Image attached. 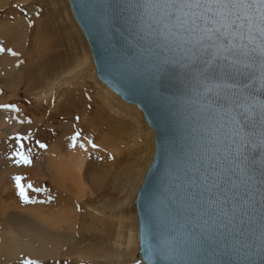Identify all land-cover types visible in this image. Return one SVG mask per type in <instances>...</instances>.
I'll return each mask as SVG.
<instances>
[{
  "label": "snow or ice",
  "instance_id": "snow-or-ice-1",
  "mask_svg": "<svg viewBox=\"0 0 264 264\" xmlns=\"http://www.w3.org/2000/svg\"><path fill=\"white\" fill-rule=\"evenodd\" d=\"M125 7L161 10L147 29L142 13L134 17L151 37L152 70L175 74L189 100L206 101L212 153L193 168L178 213L182 236L166 254L173 264H199L193 257L211 244L240 264L252 248L264 254V158L257 176L246 151L250 143L264 149V0H128ZM241 14L246 30L232 19ZM16 187L31 203L20 177Z\"/></svg>",
  "mask_w": 264,
  "mask_h": 264
},
{
  "label": "rangeland",
  "instance_id": "rangeland-1",
  "mask_svg": "<svg viewBox=\"0 0 264 264\" xmlns=\"http://www.w3.org/2000/svg\"><path fill=\"white\" fill-rule=\"evenodd\" d=\"M45 2L46 0H27L23 2V4H16L17 2L14 0H7L0 9V24L8 20L14 22L16 16L28 18L29 16L38 17L41 13L45 12L50 13ZM82 44H84L83 41ZM81 49L82 47L80 46L78 50L76 48L67 49L64 45L60 46L58 52H63L60 61L68 59L70 69L66 68L60 71V67H57V75L56 73H51L50 76L48 75L49 78L47 77V80L49 81L42 79L43 73L41 72L40 74L39 70L37 71L34 69L33 73L35 72L37 76L40 74L38 76L40 78L39 81H42V85L40 86H31V84L24 81L22 78L24 71L19 67L11 66L12 68L0 70V155L2 150L6 149V159L9 158L18 165L24 164L20 160L21 156L28 157L31 161V163L28 164L31 170L28 172L34 176L30 178L35 180H31V185L33 186L31 189L36 196L38 195L35 198H30L32 202L25 203L23 209H19V206L16 205L13 200L9 202V200L12 199L10 196L12 195V193H10V188H12V186L9 182L7 183L6 179H3L4 175H1V173L6 171L5 173L8 176L12 174V171L8 169V165L6 164L7 161L0 159V194L5 193L4 195H0V264H26V262L29 261L35 262V264H127L129 260L132 261L131 264H138L137 241L135 248L133 247L130 249L123 258H114L110 262H106V260L99 257L85 259L83 261L74 258L76 253L86 254L87 252H85L84 249L88 248L87 240L75 246V235H82L85 239H89L91 232H98L97 227L99 224L93 228L92 220L94 217L89 214V212L95 213L92 208L95 206V208L99 210L101 200L96 204L91 201V199H95L98 196L100 198L102 192L105 191L106 185L111 192L109 196L118 194L115 181H118L116 176L120 172L122 161L113 162L112 160L109 163V172L106 174L109 176V178H107L109 183H103V185L99 186L101 189L98 191V188L96 190L93 188V180L87 175L92 169L89 163L91 164L93 160L92 164L95 165V162H97L94 160L95 154H93L94 148L92 145H96L98 134H94L92 125H99L104 128L103 130L106 128L108 130L107 124L110 123L114 129H118V131L121 132L122 136L124 135V139L127 140V147H133L132 150H125V152L127 151L131 154L138 153L140 141L142 144L145 142L143 136L144 132L138 129L136 119H129V112L122 109L120 105V108L125 112L117 111V109L111 111L100 101L97 94L101 91L97 90L99 80L97 79L96 73L94 74L92 71L93 61L90 62L89 60L86 62L82 56L83 51ZM77 55L83 60V67L81 68L75 67ZM17 70L21 72L22 76ZM4 71H6V74ZM4 75H6L5 80H3ZM7 75H9L8 77L11 75V78H8ZM6 79H10V81H6ZM54 85H56V87ZM50 90L51 92H48ZM37 95L44 96V98H42L43 100H38L36 98ZM103 130L99 131L103 132ZM78 137L91 142L90 146L85 151V156L87 157L85 158L86 160L81 178L82 184H78L79 189L77 192L73 193L71 198L70 194L68 195L66 192L63 193V191H61L62 194H60V190L54 188L56 187L54 184L60 181L52 182L51 175H45V177L40 178L38 176L40 173H38V175L36 174V166L43 165V168L48 171L50 169V165L47 163L48 158H52V162L54 160L55 162L59 161L60 164H63L65 161L64 158L66 157L65 154H70L69 151L75 148L74 146L77 142L75 139H78ZM135 137H138L139 144L134 143ZM119 139H121V137ZM41 144L45 145V147L41 148ZM52 149L54 150L52 151ZM56 149L59 150L57 151ZM49 153L50 156H48ZM38 160L40 161L39 164H37L39 162ZM60 161H62V163ZM124 169H126V167ZM27 182L29 183V181ZM118 186H120V181ZM35 189H39L40 191L36 192ZM13 191L15 192L14 188ZM136 195L127 201L129 209L133 208V210H135ZM119 196L123 197L125 193H121ZM4 199L5 201L2 202L1 200ZM38 200L43 206H46V208H39L41 206L36 204ZM70 204L75 215L71 222H67L68 219H66V217L69 216ZM74 205H76L75 209ZM105 214L109 213L105 211ZM98 218L100 221L106 222L100 215ZM83 221H86L85 226L87 227V231L81 226ZM37 223L39 225H45L47 230H40V226H38ZM63 228L68 230L65 231ZM13 231L22 235L25 244L33 242L34 252L32 254H27L25 250H20L17 251L14 256H3L1 252L2 241L7 234H13ZM45 235L47 238L46 241L39 242L36 240L40 237H45ZM21 249H23V247H21ZM94 249L96 250V248ZM67 253L68 256L66 255Z\"/></svg>",
  "mask_w": 264,
  "mask_h": 264
},
{
  "label": "water",
  "instance_id": "water-1",
  "mask_svg": "<svg viewBox=\"0 0 264 264\" xmlns=\"http://www.w3.org/2000/svg\"><path fill=\"white\" fill-rule=\"evenodd\" d=\"M67 1L88 45L97 79L122 101L139 109L154 132V154L135 199L137 255L144 264H173L166 253L182 236V216L178 213L193 168L212 153L208 114L203 110L206 101L189 100L175 74L152 70L151 37L141 32V21L134 17L142 13L147 29L161 10L141 7L136 13L125 7L128 0ZM247 2L253 4L254 0ZM255 12L253 7L248 14ZM232 19L235 27L243 24L246 30L245 14ZM246 151L249 167L259 176L264 149L250 143ZM193 259L199 264H240L236 255L216 244ZM243 259L244 264H264V254L256 248Z\"/></svg>",
  "mask_w": 264,
  "mask_h": 264
},
{
  "label": "bare ground",
  "instance_id": "bare-ground-1",
  "mask_svg": "<svg viewBox=\"0 0 264 264\" xmlns=\"http://www.w3.org/2000/svg\"><path fill=\"white\" fill-rule=\"evenodd\" d=\"M6 1L7 0H0V9L3 7V4ZM14 1L17 2L16 4H23V2H26L27 0ZM45 4L46 7H48V9L50 10V13L45 12L41 13L38 17L29 16L28 18H20L16 16L14 22L8 20L0 24V47L4 49L3 52H0V70H5V68L8 69L12 67H19L21 70L24 71L22 76L21 72L17 70V72H20V75L22 76L23 80L31 84V86L34 85L35 87L42 85V81L40 82V78L38 77L41 72L43 73L42 79L47 80L48 75L50 76L51 73H56L57 67H60V71L66 68L70 69V65H68V59L60 61L63 52L59 53L58 49L62 45H64L67 49L76 48L78 50L79 46L82 47L81 50L83 51V54H81L84 57V60L86 62L89 60L90 62H92L91 53L89 51L88 45L81 30L79 29L77 23L73 18L68 1L46 0ZM82 41L84 44H82ZM13 53H15V55H13ZM81 59L79 58V55L76 56L75 67H83V60ZM92 66V71L95 74L96 72L93 63ZM34 69L40 71V74L38 76L37 74H35V72L33 73ZM6 71H4L5 74ZM5 76L6 75L3 76V80H5ZM8 76L9 75H7V77ZM8 78H11V75ZM7 80L10 81V79H6V81ZM54 86L56 87V85ZM97 90L101 91L97 95L106 108L111 111H115V109H117V111L129 112V119H136L138 123L137 127L138 129L144 132L143 136L145 139V142H143V144L140 141V145L138 146V153L131 154L127 151L125 152V150H132L133 147H127V140L124 139V135L122 136L121 132H119L118 129H114L110 123L107 124L108 130L106 127V129L103 130L104 128L100 127L99 125H92L94 129V134H98L96 148H94L93 152V154H95L94 160H96L97 162H95V165L92 164L93 160L91 164L89 163L90 167L92 166V169L91 172H89L90 174L88 173L87 175L90 179L93 180V188L95 190L98 188V191L99 189H101V187L99 188V186L103 185V183L106 184V182H108L107 178H109V176L106 174L107 172H109V163L112 160L113 162L122 161L120 172L116 176V179L118 181H115V184L117 186L116 190L118 194L114 196H109L111 192L109 191L106 185L105 191L102 192L100 198L98 196L95 199H91V201L95 202L96 204L99 203V201L101 200L100 209L98 210L97 208H95V206L92 207L95 213L89 212V214L93 215L94 217L92 220L93 228L97 226V224H99V226L97 227L98 232H91L89 239H85L84 237H82V235H75L76 240L74 241V245L78 246L83 241L87 240L88 248L84 249V251L87 252L86 254L76 253L74 258L76 260L83 261L85 259L99 257L101 259L106 260V262H110L114 258H123L126 253L129 252L130 249H132L133 247L135 248L136 241L138 245V221L136 216V210H133V208L129 209L127 201L136 195V192H138L143 182L144 175L148 166L151 163L154 154L155 136L154 132L146 125V123H144L145 121H143L144 119L139 109H137L135 106H130L129 104L122 101L116 94H114L110 89L105 87L100 81ZM48 92H51V90ZM36 98L40 100L44 98V96L37 95ZM119 105L125 111L122 110ZM98 128L99 130H103V132H100ZM117 137H121V139ZM75 140H77L74 146L75 148L73 150L70 149V154H65L66 157L64 158L65 161L63 164H60L59 161L55 162L54 160L52 162V158H48L47 163H49L48 165H50V169L48 171L43 168V165L36 166L37 168L35 167L36 174L38 175V173H40L38 175L40 178L45 177V175H51L52 182L60 181L54 184L56 185V187L54 188L60 190V194H62L61 191H63V193H68V195L70 194L71 198L73 196V193L77 192V190L79 189L78 184H82L81 178L86 160L85 158L87 157L85 156V151L88 149L91 142L86 139L83 140V138L79 137ZM134 143L139 144L138 137L134 138ZM53 150L54 149H52V151ZM48 156H50V153ZM60 162L62 163V161ZM39 163L40 161L37 164ZM125 167L126 169H124ZM119 181L120 186H118ZM121 193H125V196H119V194ZM75 207L76 205H74V209ZM105 211H107L109 214H105ZM74 215L75 212L70 204L69 216L66 217V219H68L67 222H71ZM99 215L102 219L106 221L105 223L100 221V219L98 218ZM85 222L86 221H83L81 223V226L87 231ZM38 226H40V230H47V227L43 224H38ZM63 229L65 231L68 230L66 228ZM12 233L13 234H7L2 241L1 252L3 253V256H14V254L20 250H25L27 254H32L34 252L32 245L33 242H28L25 244L23 242L22 235H20L19 233L18 235L15 231H13ZM46 239L47 238L45 235V237H40L36 240H38L39 242H43L46 241ZM21 247H23V249H21ZM94 248H96V250ZM66 255L68 256V253ZM137 260L138 264H144L138 255ZM131 262L132 261L129 260L127 264H131Z\"/></svg>",
  "mask_w": 264,
  "mask_h": 264
},
{
  "label": "crops",
  "instance_id": "crops-1",
  "mask_svg": "<svg viewBox=\"0 0 264 264\" xmlns=\"http://www.w3.org/2000/svg\"><path fill=\"white\" fill-rule=\"evenodd\" d=\"M5 152H7L6 149L2 150L1 155H0L1 156L0 159L7 161L6 164L8 165V169L12 171V174L7 176L5 173L6 171H4L1 173V175H4L3 179H6L7 183L9 182V184L12 186V188H10V193H12V195H10V196L12 199H10L9 202H11L13 200V202L19 206V209H21V208L23 209V207L25 206V202L23 201V199L20 196L19 189L16 187V178L17 177L21 178V183L24 186L26 193L28 192V197L30 199V198L36 197L35 193L32 192V189L28 188L29 183L32 184L31 180L35 181L34 179L30 178V177H34V176L28 172L31 170V167H29L28 164L27 165H25V164L18 165L17 163L12 162L9 158H8L9 160L6 159V157H5L6 153ZM27 181H29V183ZM13 188L15 189V192L13 191ZM4 194H0V195H4ZM1 201L4 202L5 199L1 200ZM36 204H39V206H41L39 208H46V206H43V204L40 203L39 200L37 201Z\"/></svg>",
  "mask_w": 264,
  "mask_h": 264
}]
</instances>
